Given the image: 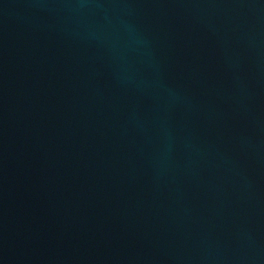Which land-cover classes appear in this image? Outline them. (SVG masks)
Returning <instances> with one entry per match:
<instances>
[{"label": "water", "instance_id": "95a60500", "mask_svg": "<svg viewBox=\"0 0 264 264\" xmlns=\"http://www.w3.org/2000/svg\"><path fill=\"white\" fill-rule=\"evenodd\" d=\"M0 264H264V0H0Z\"/></svg>", "mask_w": 264, "mask_h": 264}]
</instances>
